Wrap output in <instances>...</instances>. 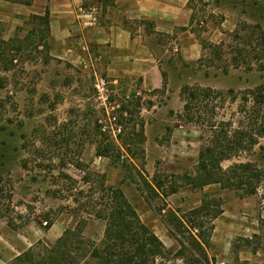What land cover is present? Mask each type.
Returning <instances> with one entry per match:
<instances>
[{"label":"rangeland","instance_id":"rangeland-1","mask_svg":"<svg viewBox=\"0 0 264 264\" xmlns=\"http://www.w3.org/2000/svg\"><path fill=\"white\" fill-rule=\"evenodd\" d=\"M190 6V33L178 29L148 38L161 74L168 76L167 86L162 83L160 89H145L140 76L109 77V49L83 47L89 31L61 46L29 17L13 25L10 40L4 41L7 27L0 21V202L9 207L7 218L0 220V264H15L30 250L34 262L20 264H40L45 249L83 222V236L101 245L106 223L87 214L84 206L104 195L103 182L121 189L164 243L166 253L157 264L187 263L191 254L181 256L179 239L190 250V234L176 231V239L165 220L170 211L183 216L199 208L205 195L222 200L224 209L206 247L210 262L264 264V105L254 101V92L264 87V72L231 68L225 73L200 61L209 59L202 46V41L210 42L204 35L208 23L220 26L230 17L236 28L222 29L216 44L236 45L233 33L244 23L264 28V0H191ZM11 40L9 46L2 44ZM184 86L213 94L206 100L208 108H201L192 122L181 118ZM211 125L226 132L232 143L226 152L231 159L221 164L225 171L250 163L262 172L256 195L219 185L192 189L175 179L195 176L203 151L215 154ZM97 126L106 129L103 133L119 149L112 160L97 155ZM176 180L182 188L170 194ZM46 221L53 222L50 229Z\"/></svg>","mask_w":264,"mask_h":264},{"label":"trees","instance_id":"trees-1","mask_svg":"<svg viewBox=\"0 0 264 264\" xmlns=\"http://www.w3.org/2000/svg\"><path fill=\"white\" fill-rule=\"evenodd\" d=\"M25 5H31L33 0H4ZM30 20L38 22L45 27V33L48 36L51 33L50 28V12L43 16L32 15ZM194 20L192 19V23ZM187 31V29H182ZM243 33H246L245 35ZM233 41L237 44L226 45V43L214 44L202 41V46L209 54V59H201V63L207 66H215L218 70L223 69L225 73H229L230 69H245L248 72L258 71L264 72V28L261 24L249 25L245 24L233 33ZM9 43H2L7 46ZM43 47L48 44L43 39ZM227 55L229 57L225 58ZM225 58V59H224ZM219 64V65H218ZM163 87L167 86V74L162 72ZM212 92L210 89L201 87L184 86L181 90V96L184 101V120L192 122L194 115L201 113V108H208L206 100L211 99ZM254 101L257 105H264V87L254 92ZM213 114V112H211ZM201 124V123H200ZM211 130L215 134L214 146L215 154L212 150L203 151L199 157V165L195 176L182 175L176 176L175 179L183 180V186H190L192 189L203 190L212 185H219L221 189H234L243 191L244 196L256 195L258 186L261 182L262 172L255 165L250 163L236 165L225 171L221 164L230 160L231 157L226 154L233 147L228 139L226 132L222 134L216 131L215 125H211ZM97 136L101 137V141L97 146V155L113 159L115 150H119L116 143L111 141L102 130L103 127L97 126ZM224 132V131H223ZM221 133V134H220ZM249 136L248 134H244ZM124 143L121 148H125ZM227 147L228 149L225 148ZM238 148H242L241 143ZM218 150H222L220 153ZM127 151H130L127 149ZM77 168H82L81 163ZM65 180L74 182L69 175L63 174ZM174 181L170 194L177 193L182 187L178 181ZM88 182V181H87ZM147 183V182H146ZM157 188H162L159 183H154ZM102 185V197L94 200L85 211L90 216L105 221V238L101 245L87 240L84 236V222L74 230H66L63 236L57 241L52 249H45V253L40 264H157V258L162 257L166 253V247L155 232L145 225L137 210L131 205L121 189L107 188L104 182ZM150 191L155 193L156 189L153 184L147 183ZM3 190L0 189V194ZM9 207L0 202V220L7 218ZM224 213L223 202L218 199H209L204 196L202 204L187 214L180 216L177 212L170 211L167 215L165 223L170 233L176 239V231L190 234L188 243L191 249H187L185 243L181 245L180 254L184 258L190 251L191 257L186 259V264H212L206 252V247L210 246L213 232L215 230V221ZM207 218V220H205ZM10 226H15L12 220L8 219ZM47 229L53 226L52 221H46ZM208 225L209 227H206ZM196 232V233H195ZM84 257L83 261L78 260V255ZM79 255V256H81ZM35 260L33 250L15 259V264L32 263ZM95 261V262H93Z\"/></svg>","mask_w":264,"mask_h":264},{"label":"crops","instance_id":"crops-1","mask_svg":"<svg viewBox=\"0 0 264 264\" xmlns=\"http://www.w3.org/2000/svg\"><path fill=\"white\" fill-rule=\"evenodd\" d=\"M190 5L191 0H33L31 5L0 0V21L7 27L3 40L9 41L13 25H19L20 19L43 16L49 10L51 35L59 45L67 46L71 36L89 31L83 36V47L109 49V77L140 76L145 89H160L163 77L148 38L190 28L194 16ZM90 6L99 8L96 29H86L78 19L79 10ZM235 28L233 20L226 17L220 26L208 23L204 35L216 44L222 40V29L231 32Z\"/></svg>","mask_w":264,"mask_h":264},{"label":"built area","instance_id":"built-area-1","mask_svg":"<svg viewBox=\"0 0 264 264\" xmlns=\"http://www.w3.org/2000/svg\"><path fill=\"white\" fill-rule=\"evenodd\" d=\"M78 19L86 29H96L100 24L99 8L97 6L81 8ZM102 85L104 86V82H102Z\"/></svg>","mask_w":264,"mask_h":264}]
</instances>
